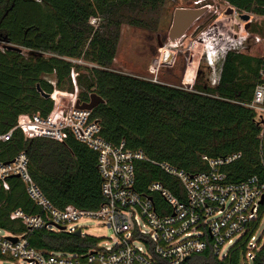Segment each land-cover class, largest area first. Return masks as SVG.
<instances>
[{"label": "trees", "instance_id": "trees-1", "mask_svg": "<svg viewBox=\"0 0 264 264\" xmlns=\"http://www.w3.org/2000/svg\"><path fill=\"white\" fill-rule=\"evenodd\" d=\"M225 1L238 11L264 16V0ZM164 5L165 0H0V46L4 40L21 47L20 51L0 49V135L13 130L9 140H0V161H13L25 152L30 175L54 206L91 210L104 202L94 150L73 134L63 141L28 138L16 128L22 115L39 112L47 118L52 113L54 88L74 92L72 70L78 72L81 103L88 102L93 93L104 99L93 109V117L102 126L101 136L118 146L125 142L127 149H142L156 163L135 162V189L151 196L158 212L169 207L160 192L149 190L150 184L160 182L175 196L185 197L180 180L160 162L193 175L210 169L204 157L219 159L239 153L240 159L222 167L227 180L264 178V135L261 138L255 112L246 105L256 83L264 82V54L229 50L216 87L170 86L111 69L121 26L155 31ZM94 17L100 21L97 27L90 21ZM48 76H54L55 85ZM38 84L50 97L37 90ZM8 181L9 189L0 190V228L23 233L26 228L11 217L12 212L21 209L36 214L39 210L21 178L13 176ZM257 227L255 223L224 261L208 249L185 264H249L245 256L248 237ZM94 242L47 230L34 232L30 239L39 249L65 253L85 251ZM259 246L252 264H264V239Z\"/></svg>", "mask_w": 264, "mask_h": 264}, {"label": "built area", "instance_id": "built-area-1", "mask_svg": "<svg viewBox=\"0 0 264 264\" xmlns=\"http://www.w3.org/2000/svg\"><path fill=\"white\" fill-rule=\"evenodd\" d=\"M203 2L196 0L195 4L200 7L207 5L208 10L212 8V5H204ZM233 8L237 16V8ZM96 19L91 18V23L94 24ZM208 32L202 34L200 39L205 46L207 63L212 67L219 44L207 40ZM247 39L240 36L237 41L241 44ZM261 40L259 35L255 38L256 43ZM8 45H1L0 49L4 50ZM263 72L264 68L261 74ZM71 73L76 92L74 90L66 97L54 88L51 95L54 102L52 113L47 118L39 112L22 115L16 128H21L28 138L45 137L63 141L68 134H73L78 141L94 150L102 176L104 202L91 210L72 205L58 208L30 175L29 159L25 152L18 154L13 161H0V190L9 189L8 178L18 175L39 210L36 214L21 209L12 212L11 217L26 228L23 233H11L0 228V264L7 261H21L25 264H185L193 255L202 254L208 249H211L212 256L224 261L229 258L231 248L250 233L257 223L258 227L248 237L245 255L247 260H252L260 248L255 242V234L264 216V178L251 176L236 183L228 181L227 174L222 170V167L240 159L242 155L234 153L219 159L204 157L210 169L193 175L167 163H158L180 180L185 196L180 199L160 182L150 184L149 190L160 192L169 207L168 210L158 212L153 198L135 189V162H155L142 149H127L125 142L118 146L101 136L102 126L93 117V109L75 106L79 94L76 81L78 72L72 70ZM46 79L55 85L54 79ZM256 84L253 98L246 105L255 112V119L262 128L260 136L263 138L264 82L258 81ZM12 134L13 130L3 133L0 140H9ZM87 218L111 225L113 234L109 243L101 246L99 240L92 237L95 244L85 251L75 253L50 252L30 243L33 233L40 230L74 235L81 230L83 237V228L75 224ZM3 231L7 234L3 235ZM225 247L229 248L224 250Z\"/></svg>", "mask_w": 264, "mask_h": 264}, {"label": "rangeland", "instance_id": "rangeland-1", "mask_svg": "<svg viewBox=\"0 0 264 264\" xmlns=\"http://www.w3.org/2000/svg\"><path fill=\"white\" fill-rule=\"evenodd\" d=\"M203 4H210L212 8L189 28L184 38L176 42H171L168 36L174 11L181 7H200L194 0H165L159 15L160 22L155 31L123 24L120 29L117 55L111 69L170 86L190 88L194 83H199L216 87L222 70L221 66L229 50L248 52L256 56L264 54V16H256L247 11L241 12L238 9L235 13L237 16L234 13L226 15V10L232 5L225 0H204ZM241 13H248L251 16V22L239 17ZM99 23V19H96L94 25L97 27ZM248 23L250 25L247 27ZM206 32H208L207 40L218 43L223 51L221 53L223 57L212 67L207 63L205 46L201 41L202 34ZM258 35L262 37V40L256 43L255 38ZM240 36L248 37V39L240 44L237 41ZM3 44L7 42L2 40L1 45ZM26 52L29 54V51ZM30 53L34 55L33 52ZM43 55L50 57L49 54ZM191 56H194L192 60ZM77 62L84 66H93L90 62ZM48 78L53 80L54 76H48ZM59 91L62 92L59 94L69 96L68 91ZM75 226L83 228V237H94L99 240L101 246L109 243V238L113 234L111 225L93 218L81 219ZM1 233L7 234L4 231ZM255 236L257 244L264 239V216ZM228 248L225 247L224 250ZM249 249L252 248L249 247ZM248 260L249 264H252V260L249 258ZM5 264L25 263L7 261Z\"/></svg>", "mask_w": 264, "mask_h": 264}, {"label": "water", "instance_id": "water-1", "mask_svg": "<svg viewBox=\"0 0 264 264\" xmlns=\"http://www.w3.org/2000/svg\"><path fill=\"white\" fill-rule=\"evenodd\" d=\"M234 7V6H233ZM230 6L227 10L226 13L227 15H230L234 12V8ZM208 11V6L205 5L203 7H188V8H176L173 14V23L171 25V29L169 31V39L171 42H175L178 39L182 38L185 36L186 32L189 30V28L196 22L198 21L205 13ZM240 17L247 21L251 22V16L248 13H241ZM250 25V23L247 24V27ZM10 49H14L16 51H20L21 47L13 46V45H8L7 46ZM194 56H191V60L193 59ZM37 90L42 92V94L45 97H50V94L46 93L44 90L41 89L40 84L37 85ZM104 99L100 96H98L96 93H93L90 97V100L86 103H80L79 100L76 101L75 106L80 107V108H85V109H94L97 107L98 104L103 103ZM14 177H19L18 175ZM76 235L81 236V230H78ZM13 240H15L14 237Z\"/></svg>", "mask_w": 264, "mask_h": 264}, {"label": "bare ground", "instance_id": "bare-ground-1", "mask_svg": "<svg viewBox=\"0 0 264 264\" xmlns=\"http://www.w3.org/2000/svg\"><path fill=\"white\" fill-rule=\"evenodd\" d=\"M222 49H221V47L219 46V47H217V56L218 55H220V57H217L216 56V58H215V60L213 61V64L212 65H216V64H218V61L223 57L222 56V54L221 53H223V51H221Z\"/></svg>", "mask_w": 264, "mask_h": 264}, {"label": "crops", "instance_id": "crops-1", "mask_svg": "<svg viewBox=\"0 0 264 264\" xmlns=\"http://www.w3.org/2000/svg\"><path fill=\"white\" fill-rule=\"evenodd\" d=\"M252 55H254V54H252Z\"/></svg>", "mask_w": 264, "mask_h": 264}]
</instances>
